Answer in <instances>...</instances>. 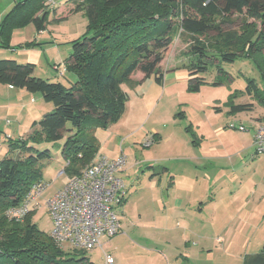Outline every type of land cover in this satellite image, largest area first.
I'll return each mask as SVG.
<instances>
[{
    "label": "rangeland",
    "instance_id": "rangeland-1",
    "mask_svg": "<svg viewBox=\"0 0 264 264\" xmlns=\"http://www.w3.org/2000/svg\"><path fill=\"white\" fill-rule=\"evenodd\" d=\"M18 1L0 0V23ZM74 1L56 2L43 34L29 22L15 29L10 44L16 50L4 55L6 49L0 48V60L16 57L18 63H32L27 61L29 53L16 56L30 48L39 55L36 77L74 83L76 76L64 63L59 64L62 76L56 65H48L54 54L68 58L71 43L87 32L86 15L72 12ZM226 21L224 30L240 32L245 22L263 29L261 20L246 14L231 15ZM173 37L160 64L163 83H157L154 75L143 80V74L136 72L133 86L121 85L129 95L121 118L95 130L99 156L126 157L125 168L117 173L125 186V203L119 208L120 233L101 238L100 247L79 255L83 252L61 246L75 259L86 257L85 264H106L107 255L112 264H244L264 247V155H258L254 145L264 105L246 91L252 80L263 90L264 81L252 62L237 60L222 63L225 76L218 77L217 68L211 66L200 76L207 83L198 92L191 91L183 65L192 60L187 52L193 39L178 27ZM29 42L36 43L26 47ZM9 88L0 84V161L9 156L11 142L28 138L33 122L53 110L41 94ZM232 96L234 105L252 104V111L232 113ZM70 134L35 146L51 153V159L43 162L45 189L37 197L39 208L32 211L33 221L46 233L53 224L45 202L69 180L63 172L62 150Z\"/></svg>",
    "mask_w": 264,
    "mask_h": 264
},
{
    "label": "trees",
    "instance_id": "trees-1",
    "mask_svg": "<svg viewBox=\"0 0 264 264\" xmlns=\"http://www.w3.org/2000/svg\"><path fill=\"white\" fill-rule=\"evenodd\" d=\"M45 1H18L0 23V48L15 51L11 34L28 22L38 33L46 30L48 14L55 10L46 7L38 16ZM72 12H82L88 20L87 32L71 43L72 51L64 62L68 72L76 76L74 83L64 85L38 78L34 63L0 60V84L41 94L45 102L53 104L52 111L33 122L28 138L9 144V156L0 161V264L88 262L86 257L70 256L50 233L41 231L33 221V212L19 221L6 212L21 205L33 186L43 182V162L51 159V153L36 145L59 141L71 132L62 150L69 179L95 162L99 156L95 130L117 122L129 100L121 85L133 86L136 72L143 74V80L154 75L157 83H163L160 64L177 27L193 39L187 52L192 60L183 65L191 91L198 92L207 83L200 76L211 66L217 68L218 77L225 76L222 63L237 60L252 62L264 81V0H75ZM234 14L261 20L263 29L258 31L254 24L245 22L240 32L224 30L226 17ZM246 91L264 105V89L253 80ZM234 98L230 100L232 113L252 111V104L234 105ZM18 152L23 155L18 156ZM124 203L125 198L122 206ZM80 252L85 255V251ZM244 264H264V247L259 254L247 257Z\"/></svg>",
    "mask_w": 264,
    "mask_h": 264
},
{
    "label": "built area",
    "instance_id": "built-area-1",
    "mask_svg": "<svg viewBox=\"0 0 264 264\" xmlns=\"http://www.w3.org/2000/svg\"><path fill=\"white\" fill-rule=\"evenodd\" d=\"M57 1L46 0L45 5L54 9ZM56 66L55 71L60 72L61 67ZM59 74L62 76L61 72ZM238 129L245 130L243 126ZM254 145L256 153L264 155V120L258 123ZM125 166L124 156L110 159L100 155L45 202L53 224L50 236L58 245L90 252L101 246V238H112L120 233L119 208L125 198V186L117 173ZM44 189L43 182L35 184L21 205L7 210V216L19 221L37 210V197ZM112 263L113 259L107 255L106 264Z\"/></svg>",
    "mask_w": 264,
    "mask_h": 264
},
{
    "label": "crops",
    "instance_id": "crops-1",
    "mask_svg": "<svg viewBox=\"0 0 264 264\" xmlns=\"http://www.w3.org/2000/svg\"><path fill=\"white\" fill-rule=\"evenodd\" d=\"M43 33H45V31L44 32H41V33H39V34H43ZM6 52L4 53V55H7L6 53H11V51H13V50H5ZM19 51H22V52H20L19 54H17L16 56H20V57H22L23 55H27V53H29V55H28V59H27V61L28 62H32V63H34L35 65H36V69L38 68V66H39V55H37V53L35 54L34 52H37V51H35V50H33L32 49V52H29L30 51V49H24V50H19ZM17 53V52H16ZM32 54H34V55H32ZM9 56H12V55H9ZM15 55H14V53H13V56L12 57H14ZM59 53L58 54H54L52 57H51V59H50V61H48V65H50L51 67L53 66V65H57V64H61V63H64L65 62V60L67 59H62L61 57L59 58ZM15 59H16V61H19V59H17L16 57H14ZM187 76H188V74H187ZM189 79V78H188ZM10 86H8V88H9ZM9 89H11V87L9 88ZM102 156H105V155H102ZM110 159H116V158H110ZM173 187V186H172Z\"/></svg>",
    "mask_w": 264,
    "mask_h": 264
}]
</instances>
